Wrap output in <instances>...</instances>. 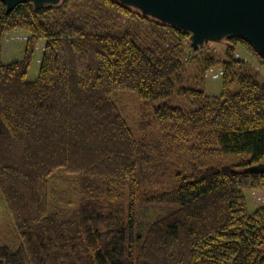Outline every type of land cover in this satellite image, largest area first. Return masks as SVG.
Instances as JSON below:
<instances>
[{
  "label": "trees",
  "instance_id": "1",
  "mask_svg": "<svg viewBox=\"0 0 264 264\" xmlns=\"http://www.w3.org/2000/svg\"><path fill=\"white\" fill-rule=\"evenodd\" d=\"M12 30L28 33L24 53L3 63ZM188 38L118 0H0V194L19 239L0 238V264H264V201L249 212L244 195L264 188V172L238 168L264 157V74L234 54L263 71L264 55L226 37L222 92L207 95L219 57L188 58ZM175 88L186 106L159 102ZM118 90L151 102L137 134ZM229 154L248 159L210 163ZM150 202L173 208L142 228L137 206Z\"/></svg>",
  "mask_w": 264,
  "mask_h": 264
},
{
  "label": "rangeland",
  "instance_id": "2",
  "mask_svg": "<svg viewBox=\"0 0 264 264\" xmlns=\"http://www.w3.org/2000/svg\"><path fill=\"white\" fill-rule=\"evenodd\" d=\"M61 0L54 1H42L40 3L41 6L44 5H56L60 3ZM122 3H125L122 0H118ZM33 4V2H31ZM130 8H133L139 11L143 15H148L158 21L164 22L159 18L145 13L141 8L132 3H125ZM166 23V22H165ZM189 32V38L185 45V52L188 58L194 57L195 55L211 50L213 51L219 58L217 60V64L212 69L206 71L204 75V80L202 83V88L207 95L218 96L222 92V82L220 77L221 70V59L225 56V47H226V37L232 34H222L219 36H212L204 38L197 45L193 44V32ZM28 37V33L22 30H12L4 35L3 43H2V53H1V61L3 63H9L15 60L20 59L23 56L25 43ZM44 47V42L39 40L36 44L34 54L32 56L28 71H27V79L34 80L38 75L39 70V60L42 54V49ZM258 50V48H256ZM259 51V50H258ZM260 52V51H259ZM261 53V52H260ZM235 58H238L249 65L252 68L257 70L261 75L264 74V71L260 68V66L248 55L245 51L238 47L235 54ZM194 65L189 67L186 73V78L194 74ZM236 88V87H235ZM177 89L173 90V93L164 97L159 102L163 101L169 103L171 105L176 106H186V102L183 98L177 95ZM114 97L116 99V104L118 108L122 111V115L126 119L129 127L133 131V133L137 134V120H138V110L140 108L145 107L147 104H151V102H140L138 95L134 91H122L118 90L114 92ZM248 159V156H240L237 154H229L226 156H221L211 160L210 163L212 165H223V164H235L240 162V160ZM240 170L245 171H253V172H263L264 171V157L257 164H251L247 166H238ZM58 175H61L58 173ZM68 176V175H67ZM72 181L76 180V174H71L68 176ZM244 195L246 198L247 208L249 212L255 210L259 206L263 204L264 201V188H260L258 190L249 191L245 190ZM173 208V205L166 203H145L143 205L137 206V216L136 222L138 225H142V228L148 226L151 222L156 220L158 217H162L167 212H169ZM0 238L1 242L4 244H8L10 246L18 245L19 239L17 237L16 230L14 228V224L11 216L7 212L5 203L0 194ZM262 250L264 251V245L262 246Z\"/></svg>",
  "mask_w": 264,
  "mask_h": 264
},
{
  "label": "water",
  "instance_id": "3",
  "mask_svg": "<svg viewBox=\"0 0 264 264\" xmlns=\"http://www.w3.org/2000/svg\"><path fill=\"white\" fill-rule=\"evenodd\" d=\"M8 10L18 3L54 0H1ZM160 20L193 32V44L222 34L249 40L264 55V0H122ZM264 172V171H263Z\"/></svg>",
  "mask_w": 264,
  "mask_h": 264
}]
</instances>
